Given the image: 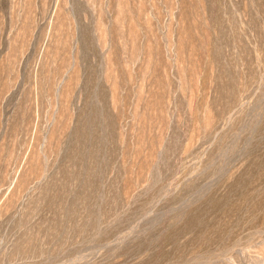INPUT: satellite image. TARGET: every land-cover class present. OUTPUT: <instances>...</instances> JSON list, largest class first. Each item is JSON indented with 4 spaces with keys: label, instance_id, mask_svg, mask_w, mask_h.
I'll use <instances>...</instances> for the list:
<instances>
[{
    "label": "rangeland",
    "instance_id": "obj_1",
    "mask_svg": "<svg viewBox=\"0 0 264 264\" xmlns=\"http://www.w3.org/2000/svg\"><path fill=\"white\" fill-rule=\"evenodd\" d=\"M0 264H264V0H0Z\"/></svg>",
    "mask_w": 264,
    "mask_h": 264
}]
</instances>
